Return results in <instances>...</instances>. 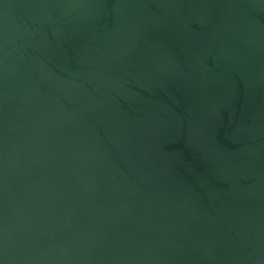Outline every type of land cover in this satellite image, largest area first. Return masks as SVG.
I'll list each match as a JSON object with an SVG mask.
<instances>
[{
	"label": "water",
	"instance_id": "water-1",
	"mask_svg": "<svg viewBox=\"0 0 264 264\" xmlns=\"http://www.w3.org/2000/svg\"><path fill=\"white\" fill-rule=\"evenodd\" d=\"M0 264H264V0H0Z\"/></svg>",
	"mask_w": 264,
	"mask_h": 264
}]
</instances>
